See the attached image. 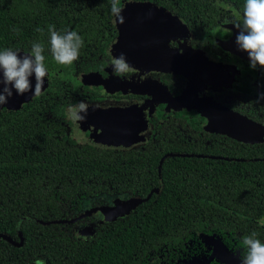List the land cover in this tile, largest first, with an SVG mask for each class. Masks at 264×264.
I'll list each match as a JSON object with an SVG mask.
<instances>
[{
    "label": "trees",
    "instance_id": "obj_1",
    "mask_svg": "<svg viewBox=\"0 0 264 264\" xmlns=\"http://www.w3.org/2000/svg\"><path fill=\"white\" fill-rule=\"evenodd\" d=\"M131 1L166 9L198 38L216 35L222 20H240L246 2ZM113 19L111 0H0V50L31 53L33 43H41L49 70L39 95L19 109L0 110V233L22 242L0 237V264H146L159 248L183 247L198 235L233 231L243 248V238L253 232L264 239V137L245 141L211 131L206 137L217 141L184 144L176 127L155 124L152 138L131 150L67 139L57 113L66 89L78 90L72 71L85 47L103 50L102 40L117 27ZM51 25L82 37L79 59L71 65L52 56ZM259 88L247 96L246 115L264 122V84ZM173 152L187 155H169L159 169L163 155ZM159 178L161 188L147 200L123 215L86 225L90 232L84 237L75 228L97 210L73 222H53L113 206L115 200L145 198Z\"/></svg>",
    "mask_w": 264,
    "mask_h": 264
},
{
    "label": "flooded vegetation",
    "instance_id": "obj_2",
    "mask_svg": "<svg viewBox=\"0 0 264 264\" xmlns=\"http://www.w3.org/2000/svg\"><path fill=\"white\" fill-rule=\"evenodd\" d=\"M231 18L222 20L215 32L216 35L211 38H198L191 36V33H189L190 38L156 37L164 35L162 29L160 27L155 29L148 25L145 29L150 36L154 37H145L143 40L155 44L166 41L162 51L164 57H166V49L177 50L183 45L184 51L191 52L190 55L187 52H182L183 62L174 63V66L169 65V63L166 65L165 60L159 59V55L154 54L152 56L148 53L155 49L154 46L140 49L132 45L123 48L126 50L127 61H130L127 63L135 71L122 75L117 74L111 65V59L119 51V47H116L115 51L112 48L120 39L118 26L113 27L112 31L108 32L109 38L102 40L105 41L102 51L88 52L87 47H85V51L80 55V65L75 66L74 71H72L75 75L74 79L77 81L75 85L78 90L66 89L63 95L66 101L62 102L59 107L60 112L57 113L60 123L65 125L67 139L77 145L131 150L147 143L152 138L154 125L157 124L164 127H176V135L179 134L178 138L184 144L193 141L208 144L211 140L217 141L215 138L206 137L207 134H214L211 131L218 132L222 137L230 136L220 128L221 126L215 125L220 122L219 115L230 118L235 128L233 133H239V136L245 135L246 131H251L249 129L250 124H255L260 127L256 128L252 136L263 138L264 122L257 121L254 113H251L250 116L246 115L248 114L246 109L250 105L246 103V100L247 96L259 93L260 83L264 84V68L257 66L256 69H252L248 53L240 50L236 41H230L239 34L240 29L234 25L241 24L242 26L243 15L238 21L234 20V17ZM134 39L130 37L124 41H134ZM134 61L139 62V65L144 69L135 68L131 65ZM152 62L162 69L147 66ZM185 63L194 73L185 74L177 69L178 66H183ZM174 67H176L175 71L173 70ZM130 75H137L140 78L139 80L126 78ZM155 96L163 98L169 103L185 102L189 104L187 106L189 109L195 110V115L192 118H187L183 113L184 107L182 106L170 110L162 116L148 113L144 106ZM80 101L89 105L86 113L90 116L89 119L96 110L97 120L92 124L98 128L97 131L83 133L82 130L79 132L75 121L69 119L68 106L76 105ZM203 102L211 107L209 110L204 109L206 114L200 116L201 108L194 103ZM93 108H95L94 111ZM210 111H217L218 113L212 114ZM142 112L151 120L152 128L150 133L146 135L145 143L132 146L134 116L141 121L144 119ZM231 114L235 115L237 119L232 120ZM246 121L248 124H245ZM81 126H83L82 123ZM166 154L171 153H165L163 156ZM171 155L187 154L173 152ZM210 157L216 156L210 155ZM90 217L92 219L87 224H81L75 228L76 232L88 224L94 225L103 221L98 210L96 214ZM233 233V231H225L223 235L213 232L208 234L213 237L198 235L196 239L189 241L183 247L179 245L164 246L159 248L146 264H233L231 260L235 259L234 256L242 260L246 254V249L238 246L237 241L231 236ZM261 241L264 242V239Z\"/></svg>",
    "mask_w": 264,
    "mask_h": 264
},
{
    "label": "clouds",
    "instance_id": "obj_3",
    "mask_svg": "<svg viewBox=\"0 0 264 264\" xmlns=\"http://www.w3.org/2000/svg\"><path fill=\"white\" fill-rule=\"evenodd\" d=\"M120 0H111V13L113 23H124L123 9L119 6ZM240 29L236 36V44L239 49L247 52L250 67L264 68V0H246L243 11V24H235ZM37 31H43L37 28ZM50 33L51 53L54 60L61 65H71L79 59L80 49L83 45L82 37L76 31L60 33L55 26L48 28ZM44 46L41 43H33L30 54L20 56L18 50L6 48L0 50V105L7 104L13 95V89L18 95L33 91L35 95L41 93L44 78L48 75L45 64ZM111 65L117 74H126L135 71L126 60L124 53L111 59ZM35 77L33 89L32 77ZM264 99V94L261 95ZM89 105L80 101L76 105H69L67 112L72 121H82ZM253 232L243 238L246 254L242 264H264V242L256 238Z\"/></svg>",
    "mask_w": 264,
    "mask_h": 264
},
{
    "label": "water",
    "instance_id": "obj_4",
    "mask_svg": "<svg viewBox=\"0 0 264 264\" xmlns=\"http://www.w3.org/2000/svg\"><path fill=\"white\" fill-rule=\"evenodd\" d=\"M127 1L135 4V7H137V8H135L133 13L137 14V16L140 15L139 18L136 17V18H133V20L131 18H127L128 22H129V27H127L126 33L130 37L143 36L144 38L145 37L146 38H153L154 36H150L148 31L145 29L148 25L153 26L155 29L160 27L162 29V32L164 33V35L156 36V37H161V38L186 37V34L189 33L187 25L181 20V18H179L178 16H176L175 14H173L171 12H168L166 9L158 7V6H156L150 2H138V1L132 2L131 0H127ZM145 5L154 6L155 8L144 9L143 7ZM127 15L129 17H132L131 11H128ZM116 25H117V23H116ZM142 29H143V31H142ZM123 34H124L123 30L119 29V35H123ZM18 51L20 52V56H23L25 54H30L29 52L24 51L22 49H18ZM165 62L169 63L167 61H165ZM177 69L181 73H185V74L194 73V71H192L191 68L189 67V65L186 63L183 66L182 65L178 66ZM48 75H49V70H48ZM47 76L44 78V84H43L41 92L47 87ZM31 80H32V85H33V89H34V86L36 83L35 77L33 76L31 78ZM34 96H35V94L33 93V91H29L23 95H18L16 93V91L13 89V95L8 99L7 104L0 105V110L11 111V110L19 109L23 103L30 102V100ZM231 118H232V120L237 119V117L233 114H231ZM136 120H137V118L134 116V137H133L134 143L143 141L144 137H145L146 129L149 128V131L151 130L150 129L151 126L149 124H145L144 119H142L141 121H139V120L136 121ZM245 124H248V121H246ZM215 125L219 126V127L221 126L220 122H219V124H215ZM140 127H141V130L143 129V131H144V136L142 135L139 137L138 134L141 131ZM258 127H260V126H258V125L256 126L255 124H250V127H249V129L251 130L250 132L246 131V134L242 135V136H239V133L238 134L233 133L230 136L237 138V139H242L245 141L261 139V137L258 138V137L252 136V134L255 133L256 128H258ZM137 129H139L140 131ZM234 130H235V128H234ZM168 155H171V154H166L165 156H163L160 159L159 169L161 167L163 159ZM161 186H162V180L159 178V186L157 188L152 189L150 191V193L147 195V197H145V198L135 197V198H131L129 200H124V201L123 200H115L113 206L104 205V206L94 207V208H91L89 210H86L85 212H83L82 214H80L76 218H72L69 220H56L53 222H73V221H75L81 217L92 214L96 210H100L102 213L111 214V217L106 218V219H113L116 216L123 215V213H127L131 208H133L136 205L140 204L141 202L147 200L150 197V195L152 194V192L158 191L161 188ZM89 232H90L89 226L82 227L78 231V233L80 234V237L86 236ZM0 237L10 241L11 243H13L15 245H21L22 244V242H16L13 240L12 237H10L9 235H6L4 233H0ZM20 240H23L22 235H20Z\"/></svg>",
    "mask_w": 264,
    "mask_h": 264
},
{
    "label": "rangeland",
    "instance_id": "obj_5",
    "mask_svg": "<svg viewBox=\"0 0 264 264\" xmlns=\"http://www.w3.org/2000/svg\"><path fill=\"white\" fill-rule=\"evenodd\" d=\"M119 6L123 9L122 15L124 16V23L123 24L117 23V26L119 27V29L123 30L124 34L123 35H119V38H120L119 41H117V43L112 47L114 51H115L116 47H119V51L117 52V54H115L114 57H118L120 55V53H124L125 54L126 50L124 48L127 47V46L129 47V46L135 45V46L139 47L140 49L154 46L155 49L154 50H150L148 53H150L152 56L154 54H157V55H159V59L168 61L169 65L174 66V63L175 64H179L180 62L183 61L182 54H181L182 52H187L189 55L191 54V52L184 51L185 49L183 48L184 47V45H183L182 47H180V49L178 48L177 50L166 49V57H164V54L162 53V51H163V45L166 43V41H160L159 43L155 44V43H151V42H147L146 40H143V38H144L143 36H134L133 35L134 36L133 38H135L134 41H124V39L130 38V36L127 35V33H126V29H127V27H129V22H128L127 18H131L133 20V18H136V17L139 18L140 15L137 16V14L133 13L135 8H137V7H135V4H133V3L129 2V1H124L123 0L121 2V4H119ZM143 8L144 9H146V8L148 9V8H155V7L154 6L145 5ZM128 11H131V16L132 17H129L127 15ZM190 37H191L190 34L187 33L185 38H190ZM140 38H142V39H140ZM230 41H236V36H235V38H232ZM127 62H130V61H127ZM165 64L167 65L166 62H165ZM131 65H133L135 68L144 69V67H141L139 65V62H137V61H134ZM147 66H151V67H153L155 69H158V68L162 69L161 67H158L156 63H153V62L149 63ZM173 70L174 71L176 70L175 67H174ZM123 77H125V76H123ZM126 78L139 80L140 76L137 77V75H133V76L130 75V76H127ZM177 102H179V103H177ZM194 104L201 108L200 116H201V114L202 115L206 114L204 109H208L209 110L210 107H211V106L209 107L208 104L205 103V102H203V103H194ZM188 105L189 104H186L185 102H181V101H176L175 103H169V101H167V100H165L163 98H159L158 96H155L154 99L151 98L147 102V104L144 106V109L147 110L148 113H155V114H159V115L162 116V115H165L166 112H169L170 110L178 109V108H180L182 106V107H184V109H183L184 115L187 118H192L195 115V110L189 109V107H187ZM94 110H95V108H93V111ZM95 112H96V110L91 115V119H89L90 118L89 115L82 113V115L85 116V119L82 120V121H75L76 128L79 129V132L83 130L82 132L86 133V131H97L98 130V128L94 124H92V122H95L97 120V113H95ZM210 113L217 114L218 112L217 111H210ZM143 116H144L145 124H149L151 126V120L149 118H147V116H145L144 113H143ZM219 118H220V124H221L220 128L225 133H228L230 135L233 134V132H234V124L232 123L230 118L225 116V115H223V116L219 115ZM81 123H82L83 126H81ZM151 128H152V126L150 127V129ZM150 131H149V128L146 129L144 140L140 141V142H137V143L133 142L132 146H137V145H140L142 143H145L146 135L148 133H150ZM142 135L144 136L143 129L139 132L138 136L140 137ZM101 217L103 218V220H105L106 218H110L111 214L102 213L101 212ZM222 255L224 256L223 253H222ZM234 257H235V259L231 260L233 264H242V260L239 257L238 258H236V256H234ZM226 260L229 261L228 259H226Z\"/></svg>",
    "mask_w": 264,
    "mask_h": 264
}]
</instances>
